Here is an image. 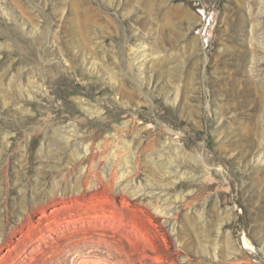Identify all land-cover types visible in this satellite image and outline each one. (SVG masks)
I'll use <instances>...</instances> for the list:
<instances>
[{"label": "rangeland", "instance_id": "1", "mask_svg": "<svg viewBox=\"0 0 264 264\" xmlns=\"http://www.w3.org/2000/svg\"><path fill=\"white\" fill-rule=\"evenodd\" d=\"M0 264H264V0H0Z\"/></svg>", "mask_w": 264, "mask_h": 264}, {"label": "bare ground", "instance_id": "2", "mask_svg": "<svg viewBox=\"0 0 264 264\" xmlns=\"http://www.w3.org/2000/svg\"><path fill=\"white\" fill-rule=\"evenodd\" d=\"M87 105H88V104H87ZM90 108H91V107H90ZM90 108H89V106H88V109H90ZM90 110H91V109H90ZM90 113H91V112H90ZM97 113L100 114V110H98ZM127 124H128V123H125L124 126H126ZM72 131H74V129H72ZM176 147H177V152H178V150L180 149V146L177 145ZM176 147H175V148H176ZM85 150H87V148H85ZM180 151H181V149H180ZM180 151H179V152H180ZM131 167H132V166H131ZM175 201H176V200H175ZM175 201H174V202H175ZM244 244H245V245H243V247H244V246H245V247L247 246V247H249V248H252V247H253L252 245H249V242L246 241V240L244 241Z\"/></svg>", "mask_w": 264, "mask_h": 264}]
</instances>
